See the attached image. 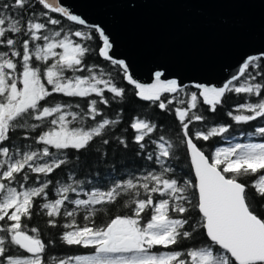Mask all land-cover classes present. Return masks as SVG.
<instances>
[{"label":"snow or ice","instance_id":"6c2138e0","mask_svg":"<svg viewBox=\"0 0 264 264\" xmlns=\"http://www.w3.org/2000/svg\"><path fill=\"white\" fill-rule=\"evenodd\" d=\"M62 20L89 31L65 29ZM95 34L102 40L99 57L123 70L135 97L161 112L174 110L179 122L173 137L157 123L133 117L128 128L135 148L125 136H116V145L134 151L141 164L108 183L98 171L79 175L82 155L94 148L98 162L108 163L103 146L121 118H107L100 106L125 102L127 95L110 74L86 63ZM0 49V264H264V141L232 143L226 135L232 125H209L201 112L207 105L205 111L215 113L228 93L246 94L258 99L227 115L235 125L264 121V82L256 79L264 78V52L247 56L238 75L220 87L193 83L196 91H188L162 71L145 85L112 59L101 27L87 25L57 0H0ZM249 69L256 75L236 83ZM53 94L85 100L86 111L54 103ZM85 119L93 123L84 127ZM18 132L29 143H14ZM252 135L264 138V126ZM216 137L226 146L210 154L198 146ZM181 160L190 162L187 178L180 175ZM58 170L67 175L57 178ZM121 202L127 214L96 223L106 206ZM36 217H46L48 228L64 229L61 245L92 254H53L57 236L49 233L45 241L42 229L32 226Z\"/></svg>","mask_w":264,"mask_h":264},{"label":"water","instance_id":"95a60500","mask_svg":"<svg viewBox=\"0 0 264 264\" xmlns=\"http://www.w3.org/2000/svg\"><path fill=\"white\" fill-rule=\"evenodd\" d=\"M57 2L87 25L101 27L112 59L123 61L145 85L162 71L188 87H220L238 75L247 56L264 52V0Z\"/></svg>","mask_w":264,"mask_h":264},{"label":"trees","instance_id":"16d2710c","mask_svg":"<svg viewBox=\"0 0 264 264\" xmlns=\"http://www.w3.org/2000/svg\"><path fill=\"white\" fill-rule=\"evenodd\" d=\"M54 18H60L58 14L52 13L51 14ZM27 18V17H26ZM62 24L65 29L72 28L75 30L77 27L80 30L88 32L89 29L81 26H76L71 22H67L66 20H62ZM91 47L94 49V52L90 54L86 60V63L91 66L95 64L97 66V70L103 69L106 74H110L113 81L120 87L126 89L127 95L125 102L120 101H112L107 108L104 106H100L102 113L110 119H116L117 114H119L121 118V123L118 128H116L115 136L111 138V143L108 146H103V148L107 151L108 155L106 157L108 163H99L101 157L100 153H98L95 148L89 152L84 153L81 157V164L82 167L79 169L80 178H84V174L86 172H92L95 175V172H99L101 176L104 178V183H108L111 177L115 178H125L127 171L134 168L139 167L141 161L139 158L135 157V153L132 150L125 152L124 150H117L116 145V136H125L128 139L130 144V149H134L135 145L132 144V131L128 128V125L131 123L133 117L139 116L141 119H149L152 122L157 123L160 126V130H163L166 134L175 136L176 132L179 131V122L176 120L175 111L171 112H161L158 106L151 105L150 103L141 102L137 97H135L134 92L135 89L129 86L125 80L123 79L124 73L123 70L118 68L115 65H112L110 62L104 61L99 57L98 51L99 47H102V40L99 38V34H95V38L89 42ZM2 50V49H0ZM69 75H71L69 73ZM87 75V73H84ZM251 75H256L255 70L249 69L244 76L240 77V80L236 83H242L244 80ZM107 78V76H106ZM257 81L264 82V78L260 75L256 76ZM46 83V81H45ZM50 87V86H49ZM188 91H196L195 89L188 87ZM109 98L111 99V94H108ZM167 96V95H165ZM181 98H183V94H181ZM54 103H69L72 105V111L77 112H84L86 111V102L81 98H69L63 97L59 94H53V97L50 98ZM164 99V97H162ZM257 97H248L246 94H235V93H228L226 94L224 105L218 106V110L215 113L206 112L207 106L203 105L201 108V112H204L206 115L207 123L209 125L212 124H229L232 127L229 130V133L226 134L231 139L232 143H255V142H262L264 138L253 136L252 133L254 132L255 127L257 126H264V121H253L248 125H235L233 124L231 118L227 115L229 111H233L237 105L243 104L245 101L254 102ZM202 103V102H201ZM79 104L80 108H76L75 105ZM169 108H173L172 105H169ZM122 110V111H121ZM77 126L80 125V122H74ZM93 122L89 120L83 121L84 127H89ZM198 128H202V125H196ZM124 129H127L125 132ZM158 134V133H157ZM22 132H18L14 137V143H29L22 140ZM198 146L203 147V151L206 154H210L215 150L216 147L226 146V142L221 139L220 137L213 138L210 142H197ZM211 145V146H209ZM75 155V153H73ZM180 175L187 176L191 175V167L189 161L181 160L180 162ZM115 168V172H111V170ZM110 173V175H109ZM61 175H67L66 172L61 173L60 170L57 171L56 176L60 178ZM194 179V177H193ZM97 186H103V184H97ZM50 196H54V189ZM108 208L107 214L104 211L98 213L97 217H95L96 223L101 224L106 222L110 217L120 214H127L128 210L123 208V202L120 205H109L106 206ZM259 207V206H258ZM261 211H264V207H261ZM46 217H36L32 221V226H39L43 233L44 239L47 241L52 237L49 236V233H54L57 236V244L55 247L51 248L53 254L63 257L66 255H89L92 254L93 250L91 249H83L78 246L67 247L63 246L59 243L58 234L64 231L63 228L51 229L48 228L45 224ZM78 220L83 224L82 216L78 217ZM200 237H197V242L199 241ZM191 242H185L184 246L187 247Z\"/></svg>","mask_w":264,"mask_h":264}]
</instances>
